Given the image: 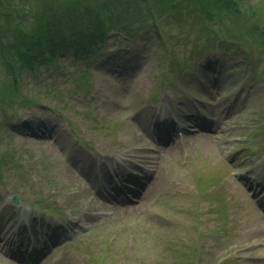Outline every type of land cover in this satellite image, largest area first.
<instances>
[{
    "label": "rangeland",
    "instance_id": "1",
    "mask_svg": "<svg viewBox=\"0 0 264 264\" xmlns=\"http://www.w3.org/2000/svg\"><path fill=\"white\" fill-rule=\"evenodd\" d=\"M215 14L203 18L205 31L193 28L184 46L167 37L177 36L175 23L163 30L168 42L162 48L152 32L123 46L122 34L113 32L116 38L93 60L69 55L60 60L61 76L45 72L42 105L6 107V116L0 107V158L14 155L5 157L9 168L0 177L1 235L15 233L11 194L18 193L25 203L45 199L41 207L65 225L51 236L59 241L40 264L56 256H62L59 264H264V210L257 202L264 189L255 183L260 178L264 185V53L258 50L264 47L240 31L236 15ZM215 37L227 50L204 55L189 74L181 66L169 69L168 46L187 60ZM210 62L220 63L218 82ZM87 63L89 79L80 82L70 71ZM23 83L27 94L39 89L27 74ZM159 106L193 129L172 150L155 142L147 127ZM198 113L210 117L208 129L192 119L200 121ZM121 152L152 168L150 187L141 199L93 210L101 162ZM21 163L22 170L16 168ZM74 229L79 233L69 237ZM4 243L0 239V264H28L11 258Z\"/></svg>",
    "mask_w": 264,
    "mask_h": 264
},
{
    "label": "trees",
    "instance_id": "2",
    "mask_svg": "<svg viewBox=\"0 0 264 264\" xmlns=\"http://www.w3.org/2000/svg\"><path fill=\"white\" fill-rule=\"evenodd\" d=\"M223 10L241 20L240 31L253 44L264 47V5L258 1L0 0V107L6 116L9 111L6 107L17 112L19 105L38 104L46 95V88L27 94L21 86L23 74L34 81L41 68L56 65L58 69L60 57L72 55L75 59L96 45L98 47L110 30L131 37L138 30L148 28L149 24L170 29V24L175 23L179 27L175 35L179 39L177 43L184 46L192 42L189 36L194 27L205 31L203 18L213 19L215 13L219 15ZM169 14L177 19L165 24ZM209 47L204 44L199 50ZM167 60L172 68L186 66L184 56L175 49L170 50ZM76 74L80 82L89 77V73L80 69ZM5 157L11 159L12 155L6 152L0 158V165L7 163Z\"/></svg>",
    "mask_w": 264,
    "mask_h": 264
},
{
    "label": "bare ground",
    "instance_id": "3",
    "mask_svg": "<svg viewBox=\"0 0 264 264\" xmlns=\"http://www.w3.org/2000/svg\"><path fill=\"white\" fill-rule=\"evenodd\" d=\"M156 136H157V140L159 141V139H158L159 136L157 134H156ZM176 146H177L176 142L170 143V144L167 145V147L169 149H171V150L174 149ZM142 152L146 154L145 151H142ZM149 187H150V184H147L146 186L143 187V191L146 193L148 191ZM102 197H103V199H101ZM104 197H110V196L108 194L103 193V192H99L96 195H94L93 198H92L91 208L93 210H99L100 208H103V207L110 208L111 205L115 204V203H112L113 200L106 199ZM260 200H261V198H259V199L257 198V201L260 202ZM142 201L143 200H140L139 204H141ZM261 205H262V203H261ZM262 206L264 208V205H262ZM37 264H40V263H37Z\"/></svg>",
    "mask_w": 264,
    "mask_h": 264
}]
</instances>
